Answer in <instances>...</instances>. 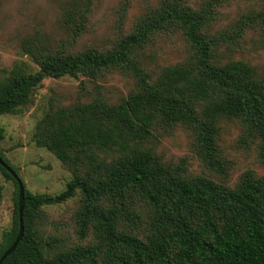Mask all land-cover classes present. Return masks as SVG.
Instances as JSON below:
<instances>
[{"label":"trees","instance_id":"trees-1","mask_svg":"<svg viewBox=\"0 0 264 264\" xmlns=\"http://www.w3.org/2000/svg\"><path fill=\"white\" fill-rule=\"evenodd\" d=\"M95 1H59L57 24L64 36L53 37L42 21L32 22L19 47L36 70L23 60L0 69V114L22 113L48 76L94 80L123 68L134 79L115 101L99 90L71 102L51 100L36 121L35 144L72 172L60 193L29 191L0 152L24 185L23 237L1 264H264V174L246 169L231 184L188 173L184 160L174 163L154 148L161 135L182 124L191 130L203 165L222 174L220 123L235 118L243 142L258 141L264 155V73L243 58L223 60L241 49L248 32L264 47V8L215 28L210 3L157 0L110 47L76 49L91 29ZM174 33L187 42V55L158 70L144 67L138 50L152 45L155 36ZM3 135L0 126V140ZM0 171L14 184L1 255L18 231L19 188L1 164ZM77 189V242L65 245L42 229V206L62 202Z\"/></svg>","mask_w":264,"mask_h":264},{"label":"rangeland","instance_id":"rangeland-1","mask_svg":"<svg viewBox=\"0 0 264 264\" xmlns=\"http://www.w3.org/2000/svg\"><path fill=\"white\" fill-rule=\"evenodd\" d=\"M60 0H0V69H9L17 60H23L36 70L38 66L24 54L20 37L32 30V22L42 21V26L53 37L64 36L59 29L58 8ZM192 7L210 3L216 14L215 28H224L240 15L264 8V0H187ZM157 0H96L90 15V31L76 42V49L99 47L106 49L122 34L130 32L137 16L145 12ZM258 35L248 32L241 40V49L228 58H243L264 73V47L258 43ZM188 45L180 33L161 34L154 37L152 45L138 50L144 67L158 70L160 66L182 60ZM131 73L123 68L105 72L102 77L89 80L83 74L65 75L59 78L45 77L36 87L31 102L20 114H0V126L4 135L0 140V152L13 165L25 187L33 193L56 195L66 188L72 177L71 170L45 147L37 146L32 135L36 121L43 115L49 101L71 102L93 93L103 92L111 101L125 96L133 87ZM218 146L225 160L222 174L210 172L202 163L193 146L190 129L182 124L161 135L154 144L155 150L174 163L184 160L188 173L209 174L216 180L233 184L246 169L264 174V155L258 141L244 143L241 125L235 118L223 119L220 123ZM2 199L0 201V241L2 232L11 223L14 184L0 171ZM82 192L77 189L66 200L42 206L46 215V234L57 235L63 244L77 242L74 234L73 213L79 205ZM145 209V208H144ZM143 209V210H144ZM86 241V240H85ZM79 243V242H78Z\"/></svg>","mask_w":264,"mask_h":264},{"label":"water","instance_id":"water-1","mask_svg":"<svg viewBox=\"0 0 264 264\" xmlns=\"http://www.w3.org/2000/svg\"><path fill=\"white\" fill-rule=\"evenodd\" d=\"M0 164L12 175V177L16 180L19 188V195H18V214H19V227L17 234L15 236L14 241L11 243V245L4 250V252L0 255V264L2 261L13 252V250L16 248L17 244L23 237L24 233V227H23V219H22V211H23V205H24V185L18 174L15 172L14 169H12L7 163L3 161V159L0 157Z\"/></svg>","mask_w":264,"mask_h":264}]
</instances>
